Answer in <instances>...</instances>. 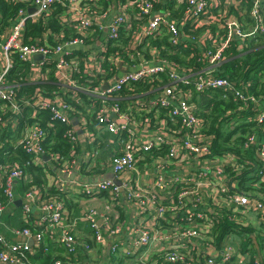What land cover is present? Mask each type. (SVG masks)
<instances>
[{"label": "built area", "instance_id": "2783aa9c", "mask_svg": "<svg viewBox=\"0 0 264 264\" xmlns=\"http://www.w3.org/2000/svg\"><path fill=\"white\" fill-rule=\"evenodd\" d=\"M13 1L29 6L17 11L9 35L0 38V214L6 204L19 198L24 226L13 231L22 237L19 242L9 243L0 232V264H32L30 255L47 250L45 236L65 250L50 264H80L93 244L118 256L115 262L119 264L240 261L229 236L218 249L211 244V231L221 211L230 210L229 219L235 225H246L244 215L251 211L264 221V199L249 196L236 185L231 191L228 171L223 168L227 165L234 176L250 169L249 185L264 182V87L259 86L258 93L252 90L256 80L264 82V74L232 83L216 68L228 48L240 51L259 32L264 33L261 0H250L248 17L241 19L242 0H175L177 5L187 2L179 18L167 8L156 9L158 0H112L100 11L92 7L103 0ZM55 2L66 6L63 23H70L73 36L55 45L48 40L24 42L25 20H38ZM30 8L34 9L31 13ZM144 19L145 24L134 25ZM187 22L192 30L202 29V34L194 42L196 57L178 66L147 39L168 35L171 53L178 54L190 47L183 42ZM120 28L125 30L124 38L130 37L119 48ZM107 38L113 39L111 45L104 43ZM142 43L143 52H139ZM76 51H88L83 70L73 56ZM37 54L42 58L33 59ZM16 61H22L24 68L10 81ZM104 64L108 71L102 69ZM50 71L66 96L78 99L83 92L91 98L88 107L98 98L100 105L94 112L86 108L85 113L75 114L63 93L48 97L42 84L48 82ZM82 71L90 77L87 85L73 78ZM111 72L114 75L108 76ZM25 84L34 89L19 91ZM207 89L232 98L237 110L260 107L255 130L237 145L242 152L251 151L253 160L240 163L230 153L211 156L210 141L204 137L203 109L193 101L195 92ZM59 132L68 144L66 151L49 147ZM34 166L44 173L40 185L27 170ZM127 173L135 175V184ZM150 174L152 185L138 184ZM73 193L87 199L106 197L109 202L104 210L89 207L73 216L67 208ZM123 199L138 208L129 223L119 210ZM80 220L88 224L93 244L73 233ZM119 235L121 239L116 240ZM193 255L197 263L191 260ZM254 264L262 263L256 260Z\"/></svg>", "mask_w": 264, "mask_h": 264}, {"label": "trees", "instance_id": "16d2710c", "mask_svg": "<svg viewBox=\"0 0 264 264\" xmlns=\"http://www.w3.org/2000/svg\"><path fill=\"white\" fill-rule=\"evenodd\" d=\"M111 1L112 0L100 1L92 8L96 11H100L105 9L106 6H109ZM242 2H244V4L241 5L240 9H245V12L242 17L238 16L240 19L244 17L247 18L248 12L251 8L250 0H242ZM27 6H29V4L23 1L0 0V33L4 29H9V25L14 19L17 11L20 8H26ZM186 6V1L177 5L175 0H167L165 2L164 0H158L154 4V7L158 10H163L164 8L169 9L174 18H179L182 12L184 13L183 10H185L184 8H186ZM65 9V5L55 2L48 6L47 12L38 20H25L23 30L24 42H41L42 40L45 42L48 40L50 45H55L61 41L70 39V37L73 36V29L70 25L63 23ZM261 9L264 15V0H261ZM238 13L239 12H237L235 15H238ZM145 23L146 19L140 21V23H134V25L139 27ZM187 23L189 25L185 26V30L188 32H185L183 42L187 43L190 47H188L189 49H182V51L178 54L171 53L172 46L168 40V35H164L156 39H147L149 45L157 47L158 52L161 55L169 58L171 61L174 60L178 66H182L188 57L189 59L196 57L197 48L195 47L194 42L202 34V29L198 28L196 30H192L191 24L189 22ZM214 29L215 28H213V30ZM124 32L125 30L123 28L119 29L120 35L118 38L119 42L117 44L119 48L124 45L126 40L130 37L129 34V37L124 38ZM112 42L113 39L111 38L104 40L106 45H111ZM143 43L138 49L139 52H143ZM115 49L116 47H113V50ZM225 55L226 57L222 64L216 68L218 73L229 78L232 83L246 81L251 78L258 79L260 75L264 74V33L259 32L256 37L251 39L248 47H244L240 51L236 50L234 46L228 48L225 52ZM73 56L78 58V66L81 70H83L88 58V51H76L73 53ZM123 56L126 58V55L123 54ZM52 64L53 62L50 61L48 66L50 67ZM13 66V70L8 76L10 81L18 78L19 72H21L18 70L24 68V63L22 61H16ZM102 69L107 71L109 70L105 64L102 66ZM48 75V82L42 84L48 97L56 93H63L64 99L73 106L75 114H79L80 112L85 113L86 108H88L91 112H94L100 105L101 99L98 98L95 99L93 107H88V101L91 98L83 92L78 95V99H73L66 96L67 93L64 91L63 87L56 84L51 71L48 73ZM113 75L114 72H111L108 76ZM73 78L74 80H78V84L83 85H87L90 79V77L83 71L81 72L80 76L79 74H74ZM258 81L256 80L254 89L252 88V90L256 93H258L257 91L259 86L264 87V82L259 83ZM32 89H34L32 85L25 84L19 88V91L26 92L31 91ZM67 90L69 91L68 88ZM194 97L198 101L197 103L201 106V109H203L202 114L205 118L204 137L210 141L209 150L211 156H223L227 153H230L237 157L240 163H244L246 159L253 160L254 154L251 151L246 150L242 152L237 145L240 143L242 144L246 140L247 133L255 130L254 127L257 125L254 121L257 115L260 113V107L253 105L251 107H247L244 110H237L236 101H233L232 98H222L220 91L215 89H207L202 93L195 92ZM44 114L47 115V112H44ZM59 129H61L60 126L58 127V131ZM60 132L54 136L56 142L49 146L52 151H66L68 149V144L62 140ZM223 168L224 171H228V176L230 177V181L228 183L232 187L231 191L234 189V185H236L240 187L241 191L247 193L249 196H255L257 193H264V182L256 180L250 185L247 182V173L250 169L244 168L240 174L234 176L233 173L230 172V169L227 165H224ZM251 169L254 171L256 170L254 167ZM27 170L33 172V182L35 184L40 185L44 181L42 179V175H44V173L41 167H27ZM50 170L52 171L53 169L50 168ZM251 212L254 213V211ZM232 215L233 214L229 210L228 212L221 211L215 216V224L211 231L214 234L211 244L219 249L222 246V242L225 237H232L235 241L229 240V242H231L237 249L240 248L243 253L248 254L247 256L249 257V264H253L258 259L260 263L264 264L262 255V252L264 254V221L259 216L261 225L256 228L248 223V217L244 215L246 225H235L233 224V221L229 219V216ZM23 226L24 224L19 228H22ZM6 240L9 243H15L9 238H6ZM0 249H2L1 246ZM193 258L194 263H197L198 257L193 255L191 260H193ZM178 264L182 263L179 262ZM234 264H238V262L235 261Z\"/></svg>", "mask_w": 264, "mask_h": 264}, {"label": "crops", "instance_id": "0c3cea01", "mask_svg": "<svg viewBox=\"0 0 264 264\" xmlns=\"http://www.w3.org/2000/svg\"><path fill=\"white\" fill-rule=\"evenodd\" d=\"M65 16V15H64ZM63 16V19L65 18ZM0 21H1V13H0ZM64 24L70 25V23L65 22ZM10 27L9 29H4L0 33V38H5L10 33ZM102 34H106V30L102 31ZM96 45H99V42L96 43ZM193 101L196 103L198 102L195 97L193 98ZM254 119V118H253ZM108 153L107 151L103 150V157L107 161ZM110 165L106 162V169L109 170ZM170 174H173L174 171H170ZM127 178L129 179L130 183L135 184L136 179L135 175L132 173L126 174ZM152 175H146L144 180L137 181L138 184H146L148 186L153 184V177ZM152 190H155L153 188ZM19 191L16 192V195L19 196ZM255 197L263 201V195L262 194H255ZM19 199V198H17ZM16 199V200H17ZM108 199L106 197H98L95 199H87L83 198L81 195L77 193H73L70 197V199L67 201V208L71 212L73 216L79 215L80 211L84 208L94 207L98 210H104V206L106 207L108 205ZM20 203H14L12 204H6V207L4 211L0 214V232L3 233V235L6 238L11 239L13 242H19L22 240V237L20 235H15L13 231L16 229H19L21 225H23L22 216L21 214V207ZM119 210L121 212V217L124 218L126 223L131 222L134 218L137 216L138 208L136 204H134L129 199H123L120 203ZM246 216L248 217V223H250L253 227H259L261 225V220L259 219V215L256 213H247ZM26 225V224H25ZM73 233L78 235L79 237L88 240L90 243L93 244L92 240V233L87 223L84 221H79V223H76V228L73 229ZM116 240H120L121 236H117L115 238ZM44 243L46 245L47 250L46 251H37L36 253H33V255L29 256V261L32 264H50L51 259L54 256H62L65 254V250L62 246L54 244L51 242V240L45 236ZM108 243L111 244V240H108ZM30 245H33V242H30ZM241 259L238 261V264H249V257L248 254L243 253L240 248L238 249ZM102 253H105L106 255H103ZM263 260H264V254ZM80 256V255H79ZM119 258L118 256H114L111 253H108L107 248H104L100 245L93 244L92 250L86 254V258L80 259V264H119L115 261ZM258 259V258H257ZM259 260V259H258ZM254 264V263H253Z\"/></svg>", "mask_w": 264, "mask_h": 264}, {"label": "water", "instance_id": "95a60500", "mask_svg": "<svg viewBox=\"0 0 264 264\" xmlns=\"http://www.w3.org/2000/svg\"><path fill=\"white\" fill-rule=\"evenodd\" d=\"M33 10H34L33 8H30V9H28V12L31 13V12H33ZM41 58H42L41 54L33 55V59H35V60H39ZM15 202L20 203V200L17 199V200H15Z\"/></svg>", "mask_w": 264, "mask_h": 264}, {"label": "rangeland", "instance_id": "374dc122", "mask_svg": "<svg viewBox=\"0 0 264 264\" xmlns=\"http://www.w3.org/2000/svg\"><path fill=\"white\" fill-rule=\"evenodd\" d=\"M229 240L235 241L232 237H229ZM103 255H106L105 253H102Z\"/></svg>", "mask_w": 264, "mask_h": 264}]
</instances>
